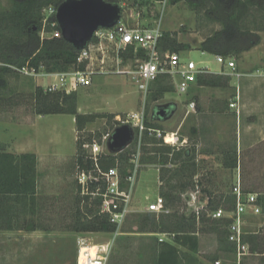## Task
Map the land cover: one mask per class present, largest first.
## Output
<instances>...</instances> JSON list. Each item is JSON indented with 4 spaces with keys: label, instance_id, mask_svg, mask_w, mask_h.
Wrapping results in <instances>:
<instances>
[{
    "label": "trees",
    "instance_id": "1",
    "mask_svg": "<svg viewBox=\"0 0 264 264\" xmlns=\"http://www.w3.org/2000/svg\"><path fill=\"white\" fill-rule=\"evenodd\" d=\"M63 0H10L8 8H0V91L7 88V78L17 75L24 67L36 72H64L72 69H82L84 63L76 61L78 50L64 41L61 36L41 39L39 32L59 30L58 26L49 24L43 27L44 10L49 6L56 7ZM118 3V0H107ZM171 4L184 2L194 12L197 26L217 24L219 27L199 43L198 49L213 55L223 57H239L260 42V32H264V0H169ZM160 52H180L188 45L178 41L174 31L163 32L159 39ZM124 59L142 57L143 51L133 46L121 53ZM197 84L211 87H226L229 77L202 73L197 76ZM152 102L161 99L164 94L173 92L174 88L166 75L159 76L150 84ZM32 110L36 115L70 114L74 116L76 137V154L74 164L77 171H92L96 169L89 158L84 144L102 142L104 133L97 132L84 137L81 132L86 124L93 122L100 114H84L77 111L76 92L49 91L36 86L31 94ZM116 115H107L109 122ZM150 121L143 120L144 129L141 132L140 164L159 165V178L162 185L159 195L164 200L167 213L143 212L137 214L136 229L133 232L141 234L166 233L171 241L159 240L154 235L141 237L139 255L149 254L150 264H205L198 256L199 234H214L217 251L230 252L233 244L228 240V230L231 219L227 217L213 218L210 213L222 208L232 211L235 206L233 192L221 193L210 191L198 176L195 148H176L175 145L163 143L157 132L161 131L154 115ZM116 126V125H115ZM112 126V128H115ZM134 151L139 137L135 128ZM8 145L0 141V229H11L12 216L17 215L15 208L20 204H32L36 201L37 158L33 153L19 155L7 151ZM133 147H127L119 153H104L100 155L98 166L102 170L116 167L122 178L127 174L129 154ZM190 150V151H189ZM222 164L233 170L238 165L235 146L221 152ZM122 184V185H123ZM95 183H88L87 193L81 194V186L77 183L74 196L75 209L73 213L72 230L75 232H106L115 231L107 215L100 213L101 197L91 195ZM242 188V187H241ZM203 193L207 198L199 208L198 214L191 210L188 214L180 212L176 207L182 202V195L187 191ZM243 193H249L242 188ZM203 196V197H204ZM203 200V198L201 199ZM261 214H264V194L258 195ZM32 229L35 225H32ZM145 236V237H144ZM145 239V240H144ZM243 239L249 244L250 253L261 255L264 263V230L245 234ZM216 254L207 256L208 262H215Z\"/></svg>",
    "mask_w": 264,
    "mask_h": 264
},
{
    "label": "rangeland",
    "instance_id": "2",
    "mask_svg": "<svg viewBox=\"0 0 264 264\" xmlns=\"http://www.w3.org/2000/svg\"><path fill=\"white\" fill-rule=\"evenodd\" d=\"M154 1L118 0L122 20L128 19L129 23L138 22L140 26H146L151 25L153 18L160 19V27L163 32H176L178 41L188 45L187 49L178 52L182 59L193 60L198 66L206 67L211 72L219 71L220 65L216 62L214 55L198 49L199 43L206 35L219 26L214 24L198 27L194 12L184 2L171 4L168 0L162 9L161 5ZM10 5V0H0V8H8ZM48 9L44 11L45 15L49 13ZM130 13L134 14L132 18L128 16ZM39 36L44 39L51 37V34L43 30L39 32ZM260 37L259 44L249 52L242 53L239 57H231L236 66L243 68L264 67V32H260ZM42 74L43 71L31 76L21 71L17 75L8 76L7 88L0 91V141L5 142L8 145V150L13 153L24 151L38 153L39 192L40 194L47 193L52 197L55 206H53L51 214L66 218L72 212L69 207L74 200L78 183L79 171L74 164L77 131L73 115H36L33 112L31 94L35 87L44 88L48 83L54 81L53 77ZM191 89L187 94L176 91L169 92L158 101L152 102L150 89L148 88V92L143 98V94L128 75L115 72L95 74L89 86L79 87L75 91L77 111L104 116L97 117L93 122L87 123L81 134L84 137L97 132L108 131L111 134L114 129L112 126L123 123L130 125L135 131L134 124L137 121L135 115L140 120L150 121L153 116L152 111L157 104L166 102L175 104L176 112L170 119L163 120L155 117V121L161 128V131L157 132V136L160 137L163 132L165 133L162 137L163 143H165L164 137L166 139L167 134L175 133L178 137H184L187 140V148L194 147L197 158L204 159L205 173L209 175L208 179L211 181L212 187L207 184L205 177L200 180L203 185L213 189L214 192L225 194L233 192L235 185L239 183L242 188L262 196L264 194V140L260 139L264 138L263 124L256 128L257 131L254 134L259 138V142L241 150L240 169H225L222 167L220 151L237 144V122L229 110L223 108L225 111L213 115L209 106L216 97L220 100H227L233 91L232 89L220 90L208 87ZM194 92L198 94L199 103L204 110L202 116L195 108L188 107L190 96ZM110 114L116 116L109 122L107 115ZM200 123L204 125L206 123L205 128L201 129ZM134 140L127 146L133 147L129 154V163L138 150L139 155L141 152V140L137 139L135 151ZM179 144L181 142L176 143V145ZM206 148L212 151L211 155L204 156L198 152ZM130 168V166L127 167V172ZM158 168L159 165L151 164H141L139 167L141 171L136 179V190L132 195L129 213L120 232H133L136 229V215L145 212L148 209V203L159 192L162 182L159 178ZM203 196V193L188 191L182 195V202L176 208L180 212L188 214L191 210L202 206L200 198ZM243 217L244 230L247 234L264 230V214H253L250 209H247ZM79 235H95L101 240H107L113 244L107 259L109 264H150L149 254L139 256L140 242L134 241L124 257L121 255L122 253L120 254L121 251L115 248L116 236L114 237L113 233L79 232L74 234L75 242ZM200 240V253L197 256L205 264H215V262L211 263L206 259L207 256L214 254L218 256L219 264H235L234 249L230 252L217 251L214 234H200ZM77 254L78 249L75 253L76 257ZM120 256H123L124 259ZM260 259V254L247 253L241 257V264H262Z\"/></svg>",
    "mask_w": 264,
    "mask_h": 264
},
{
    "label": "built area",
    "instance_id": "3",
    "mask_svg": "<svg viewBox=\"0 0 264 264\" xmlns=\"http://www.w3.org/2000/svg\"><path fill=\"white\" fill-rule=\"evenodd\" d=\"M168 0H155L156 4H160L163 9ZM49 8V9H48ZM48 14L43 18V27L50 25L56 27L57 22L55 19L56 7H47ZM161 9V13H162ZM130 13L128 16H132ZM138 14L136 13V16ZM154 23V24H153ZM51 37H59L60 31L53 30L48 32ZM163 31L160 27V19L153 21L151 25L140 26L137 23H129L127 20H120L110 28H98L91 40L87 45L78 50L76 61L84 63L82 69H72L64 72H43V76L53 77L54 81L48 83L44 88L49 91H64L71 93L77 91L79 87L89 86L92 77L95 74L102 73H118L128 75L130 80L137 86L138 90L145 98L150 84L155 81L159 76L166 75L178 93H185L189 85L196 81L197 76L202 73L209 72L206 67L198 66L193 60H184L179 53L176 52H160L159 39ZM133 46L134 53L137 49L143 51L142 57H135L134 59H124L121 53L127 48ZM216 62L220 67L225 68L227 71L220 70V74H228L232 77L239 78L241 74L237 71L235 61L231 57H223L221 55H214ZM28 75L35 76L39 72L34 69L22 68ZM259 75H264L263 70H256ZM238 86H236L235 100L229 103V106L236 108L238 103ZM190 107H194V103H189ZM137 121L134 124L135 128L139 131V141L141 132L144 129L143 120L134 116ZM175 140L167 142L166 144L176 145L177 138L175 133H171ZM109 134L102 137V142H92L84 144V149L87 151L89 158L92 160L96 169L95 173L91 170L88 172L80 171L77 176L78 183L81 186V193H87L88 183H95L96 187L90 192L91 195H98L101 197L100 213L107 215L108 220L115 225V231L112 232L114 237L120 233L121 227L124 224L129 213L132 195L136 190L135 184L137 176L140 173L139 167V150L136 152L135 157L131 159L132 167L128 170L124 184L122 178L116 167H110L102 170L98 166L100 155L107 153L106 142ZM123 184V185H122ZM235 206L232 211H226L222 208L217 209L210 213L213 218H230L231 221L227 226L228 240L233 244L234 253L236 255L235 264H241V257L250 253L249 244L243 239L247 234L244 230V214L247 209H250L253 214L261 213V205L258 202V195L252 192L243 193L239 183L235 185ZM145 212L167 213L169 210L164 206L162 196L157 193L152 198L151 202L147 205ZM200 207L195 208L196 214ZM78 254L76 257V264H106L108 259V249L102 246H95L91 244L86 236H78ZM94 246L96 247L95 255L91 256L88 251L85 252V258L80 259L82 247ZM215 264H219L216 260Z\"/></svg>",
    "mask_w": 264,
    "mask_h": 264
},
{
    "label": "crops",
    "instance_id": "4",
    "mask_svg": "<svg viewBox=\"0 0 264 264\" xmlns=\"http://www.w3.org/2000/svg\"><path fill=\"white\" fill-rule=\"evenodd\" d=\"M132 16H134V14H132ZM127 21L129 22L128 19ZM250 50L243 52V54L249 52ZM236 67H237V71L241 74L239 78L232 77L228 74H220L219 71L221 69L227 71L225 68L222 67H220L219 71L207 72V73H213L215 75H222L225 77H229V83L226 87L204 86L197 84V81H195L189 85L188 90L184 93V94H187L188 92L190 93V90H192L191 88L198 89V88L208 87L211 89H220V90L232 89L233 92L227 100L225 99L220 100L218 99V97H216V99L210 102L209 108H210V112L213 113V115H218L217 113H220L225 110H229L233 115L235 121L237 122V144H234L233 146H235L236 148L238 165L233 170H236L238 168L240 169L241 150H243V148H245L246 146L249 147L250 145L259 142V138L255 137L254 135L255 132L257 131L256 128L259 127L260 124H263L264 126V75H259L256 73L257 69L264 71V67L260 68L259 66L258 67L254 66L251 68H243L238 65ZM236 86H238V95H239V99L237 103V112H236V108H232L229 106V103L235 100ZM195 92L192 93L190 96L191 100L188 102V107H190L189 103L193 102L194 103L193 108H195L198 114L202 116L204 115L203 113L204 110L199 103V96ZM173 106L175 108V104ZM173 115L171 117H173ZM205 126L206 123L205 125L203 123H200L201 129L205 128ZM168 135L171 134H167L166 137ZM176 138H177L176 139L177 143L181 142V144L175 145L176 148L183 147L189 149V147L187 148V144H186L187 140H185L184 137L182 138L176 135ZM260 140H264V138ZM172 141H174V137ZM7 151L15 155H19L22 153H33L36 155L37 158L36 201L33 203V205L28 203L16 205V207L14 208L18 214L12 216L10 221V223L13 225V228L0 229V264H76L75 253L78 249V243L75 242L74 234L79 232H75L71 228V225L74 220L73 217V213L75 209L74 200L72 201L69 207V209L72 211L69 217L61 218L51 214L52 208L53 206H55L52 197L47 195V193L40 194L39 192L38 170H37L38 153L28 152V151L13 153L9 151L8 148ZM198 152L204 156H208L212 154V151H210L208 148L202 149ZM221 152L222 150L220 151V153ZM196 162L199 169L198 176L201 178V180L202 177H205L204 179L207 180V184L211 185L212 187L211 181L208 179L209 175L205 173L206 172L204 165L205 161L204 159L197 158V153H196ZM221 163H222V154H221ZM222 167L225 168L223 164ZM204 186L208 188L210 191H213V189H210L206 185ZM206 199L207 198L204 196L203 200H201L202 205L204 204ZM32 225H35L34 229L31 228ZM200 234H206V233H200ZM200 234H199V250L197 252V255L198 253H200V244H201ZM143 235L145 236L154 235L159 240H164L168 242L171 241V237L166 233L159 232L156 234H141L137 232L121 231L115 237V242H114L115 248L120 250L121 251L120 254L122 253L121 255L125 257V253L128 252L132 243L134 241L141 242L142 241L141 237ZM86 237H88L91 244L95 246H102L104 249H108L109 250L108 254H109L113 244H110L109 242H107V240H101L100 237H96L95 235H90V236L87 235ZM123 256L120 257L123 258ZM139 256L141 257L143 255H139ZM106 264L109 263H107L106 261ZM262 264L264 263L262 262Z\"/></svg>",
    "mask_w": 264,
    "mask_h": 264
},
{
    "label": "water",
    "instance_id": "5",
    "mask_svg": "<svg viewBox=\"0 0 264 264\" xmlns=\"http://www.w3.org/2000/svg\"><path fill=\"white\" fill-rule=\"evenodd\" d=\"M119 3L107 0H63L56 6L55 19L61 38L74 49H83L100 27L110 28L121 18ZM170 108V109H169ZM175 112L172 103L157 104L152 114L167 120ZM134 129L123 123L116 126L106 142L110 153H119L131 144Z\"/></svg>",
    "mask_w": 264,
    "mask_h": 264
},
{
    "label": "bare ground",
    "instance_id": "6",
    "mask_svg": "<svg viewBox=\"0 0 264 264\" xmlns=\"http://www.w3.org/2000/svg\"><path fill=\"white\" fill-rule=\"evenodd\" d=\"M173 140V137L171 135H168L166 137V141L168 142H171ZM94 246H88V247H82L81 248V253H80V259H84L85 258V252L88 251L90 253L91 256H94L95 255V252H94Z\"/></svg>",
    "mask_w": 264,
    "mask_h": 264
},
{
    "label": "flooded vegetation",
    "instance_id": "7",
    "mask_svg": "<svg viewBox=\"0 0 264 264\" xmlns=\"http://www.w3.org/2000/svg\"><path fill=\"white\" fill-rule=\"evenodd\" d=\"M170 109V108H169Z\"/></svg>",
    "mask_w": 264,
    "mask_h": 264
}]
</instances>
